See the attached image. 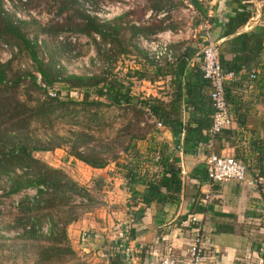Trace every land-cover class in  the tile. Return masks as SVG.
<instances>
[{
    "label": "trees",
    "instance_id": "16d2710c",
    "mask_svg": "<svg viewBox=\"0 0 264 264\" xmlns=\"http://www.w3.org/2000/svg\"><path fill=\"white\" fill-rule=\"evenodd\" d=\"M40 1L56 6V14L60 18L41 23L38 19L31 17L32 15H27L26 19L16 15L17 11L22 10L25 13H30L31 6ZM86 1H17V3L13 2L12 8L7 10L4 7V0H0V44L8 46L12 50L16 49V54L27 57L36 68V72L32 73L27 69L21 70L15 67L16 54L11 59L0 62V178H6L8 185L5 192L7 195L16 194L25 188L35 190L34 195H25L19 201L14 222L4 225L6 231L13 230L17 234L11 239L0 234V249H7L13 257H17L20 253L29 256L37 252L39 257L36 263L53 262L74 254L68 241L67 226L81 217L83 211L77 210L79 205L72 203V196H86L89 203L93 194L101 190L103 179L94 178L92 187L86 189L73 181L63 169L47 165L36 158L34 154L40 151L49 152L70 143V155L92 168H103L111 161L117 164L120 157L115 153L111 158L106 156L105 151L109 149V146H103V150H97L90 146V142L94 140L93 136L83 131H72L68 136L53 133L52 139L48 141L35 139L36 137L29 130L32 123H40L41 126L52 130L55 119L63 118L71 111H75L69 109L71 103L102 105V101L90 99L95 96L104 98L108 104L115 106L125 104L127 110L131 112L129 122L119 130V133H116L113 142L121 145L125 134L128 137V142L125 143L121 152L130 153L135 158H137V153L134 152L135 143L144 138L150 128L149 126L139 127L145 112L152 114L158 122L171 128L175 133H184L182 138L183 153H197L199 144L209 145L211 142L209 129L214 107L210 95L207 106L200 108L201 117L196 119V127L183 123L177 116L178 111L175 114L173 110L174 107L177 109V100L181 102L184 96L189 99L190 95L196 97L198 94L191 90L187 81H176L172 102L175 105L171 103L167 111L156 99L133 97L130 93V85H126L123 79L117 75H112L109 78L107 70L101 69L100 72L91 75H77L67 73L59 65V56L68 53L70 48L69 44L57 42L56 38L64 32H75L90 37L98 56L104 60L124 54L127 48H131L145 56L146 61L151 62L150 65L154 68L155 74H175L171 69L172 62L157 64L141 52L136 45L138 36L150 37L156 32L173 26L169 23L171 6L165 0H146V5L138 10V20L143 18L148 9L152 12L166 10L167 14L161 19L155 16L149 17L150 20L138 24L135 23L136 20L130 18L137 11L119 15L111 20L89 15L83 9ZM258 1L261 3L260 19L264 21V0ZM192 2L198 12L199 22L208 20L205 9L206 0H192ZM231 2L235 3L236 10L228 16L223 27L222 37L226 39L219 44L221 68L223 72H231L233 75L242 70L251 71L254 69L253 82L258 83L263 79L264 86V62H262L264 25H256L250 30L238 32V28L251 18L252 10L249 7L253 6L254 0H231ZM40 35L45 36L41 42L38 39ZM228 53L232 54L230 59H226ZM45 54L48 56L47 59L44 57ZM93 63L98 65L99 61L94 59ZM183 68V65L179 63L176 76L183 74ZM258 68H260V72H257ZM140 72L137 77H144L145 73ZM204 79L206 81L203 82L210 87L209 80ZM232 82L228 80L224 82L227 102ZM24 84L25 87L21 90ZM56 84H62V87L55 89ZM74 89L78 92H76V98L72 99L71 91ZM34 91H42L43 94L34 97ZM22 96L24 99L21 98ZM232 133L233 131L227 127L222 128L212 140L210 146L212 151L221 155L217 150L218 147L216 148V142L222 138L228 139ZM261 141L253 146L250 144L251 151L256 152L255 156L247 158L239 156L238 149L235 150L236 153L233 156L246 168H259L258 177L264 176V173L261 172L263 168L260 165L264 161V144H262L264 139ZM157 160L156 164L160 166V170L153 173L148 179H145L144 175H137V165L121 164L122 168L126 170L125 176L128 178L127 183L131 193L130 204L142 203V206L133 214L134 218L139 220H142L148 212L149 205L153 202L164 204L179 201L182 173L180 167L175 164L176 158L167 153L160 155ZM195 170L200 174L194 173L192 176L211 182L206 173L205 163L198 164ZM137 183L144 184L146 189L142 192L138 191L135 188ZM80 203L82 204V202ZM197 208L199 209V207ZM87 211L88 209L84 213ZM182 218L183 227L192 229L195 226L192 212L185 214ZM43 225H47V233L42 231ZM121 257L114 254L110 258L112 264H124L120 260Z\"/></svg>",
    "mask_w": 264,
    "mask_h": 264
},
{
    "label": "crops",
    "instance_id": "0c3cea01",
    "mask_svg": "<svg viewBox=\"0 0 264 264\" xmlns=\"http://www.w3.org/2000/svg\"><path fill=\"white\" fill-rule=\"evenodd\" d=\"M165 1L171 6L169 23L174 26L165 30L173 33L170 44L173 56L171 69L175 74H155L152 66L145 68L139 65L141 68H136H140L145 76L130 77V93L139 99H156L168 111L174 100L176 81H187L191 90L198 94L196 97L190 95L189 99L184 96L181 102L177 100V109L174 107L173 110L175 114L178 111L177 116L183 123L196 127V119L201 117L200 108L207 106L211 91V87L203 82L206 80L201 71L202 26L195 8H185L182 0ZM257 2L254 0V3ZM205 9L212 36L220 44L226 39L222 37V31L228 16L236 10L235 3L231 0H206ZM166 14V10L152 12L148 9L143 18L135 23L148 21L152 16L161 19ZM256 25H264V21L250 18L238 28V32L250 30ZM136 45L143 52L138 42ZM231 57L232 54H226V59ZM179 63L183 65L184 71L181 76H176ZM251 71L242 70L228 80L233 81L228 101L233 120L227 129L233 133L228 139L222 138L216 142L220 154L235 156V150L238 149L239 156H255L256 152L251 151L250 144H259L264 139L263 79L258 83L253 82ZM257 72H260V68ZM135 81H138L137 84ZM146 115L157 121L152 114ZM183 134L175 133L164 125L158 127L155 123L152 124V130L135 143L137 158L125 153V157L118 160L119 164L111 161L103 168L86 165L103 179L102 197L105 205L95 212L88 210L87 215L68 226L67 232L74 251L72 260L68 259L69 263L112 264L110 258L114 254L122 256L120 260L124 264H155L168 252L184 257L186 242L191 238L193 228L198 226L202 246L209 254L204 264H264V176L263 182L252 183L260 174V169L247 167L246 180L243 182H209L192 176L194 173L200 174L195 167L205 163V156L212 148L208 144H199L197 153H183ZM167 153L176 158L175 164L181 169L179 201L164 204L153 202L142 220L136 219L133 214L142 203L130 204L128 178L121 164L137 165V175H144L148 179L160 170L156 164L159 158L156 157ZM260 165L264 173V161ZM135 188L142 192L146 186L137 183ZM191 212L195 226L187 229L183 227L182 217ZM126 248H129V252L125 251Z\"/></svg>",
    "mask_w": 264,
    "mask_h": 264
},
{
    "label": "rangeland",
    "instance_id": "374dc122",
    "mask_svg": "<svg viewBox=\"0 0 264 264\" xmlns=\"http://www.w3.org/2000/svg\"><path fill=\"white\" fill-rule=\"evenodd\" d=\"M8 2L9 0L5 2V6L10 9V3ZM144 5H146V0H88L84 2L83 9L86 11V13L89 14L88 11H99L103 8L105 9L106 7L120 6L122 10H117L120 12L119 15L130 13L131 11H137L136 13L132 14L130 18L132 20H138V10L141 9ZM29 11L30 13L28 12L25 15H32L31 17L38 19L41 23H47L50 20L60 18V16L56 14V6H51L45 1H40L39 3L34 4L33 6H31ZM150 15L153 14L151 13ZM44 37V35H40L38 37L39 41L41 42L42 40H44ZM56 41L62 44H69L70 51L68 53L62 54L58 58L59 65H61L69 74L91 75L93 73L100 72L101 69H104L107 70L109 78L112 75H117L119 78L123 79L126 85L132 86L130 77H137L141 66L145 68L152 66L150 65V61L145 60V56L140 55L138 52H136V50H133L131 48H127V51L124 54H119L116 57H111L107 60H104V58L98 56L97 50L91 38L84 34L64 32L58 35ZM16 53V49L12 50L10 47H5L0 44V62H5L11 59L12 56H14ZM16 55L17 58L14 60L15 67H18L21 70L27 69L32 73L36 72V68L27 57H24L20 54ZM44 57L47 59L48 56L45 54ZM94 59H97L100 64L98 63V65H95L93 63ZM136 67L140 68L137 69ZM135 82L137 84L138 81ZM24 87L25 84L22 85L21 90ZM60 87H62V84L55 85V89ZM51 91H53V89H51ZM76 92H78L76 89L71 91L72 99L76 98ZM42 94V91L33 92L34 97H39ZM21 98L24 99V96H22ZM90 99H94V101H102V105H80L71 103L69 109H74L75 111H71L70 114L63 118L55 119L53 121L52 130L41 126L40 123L34 122L29 128L30 133L34 137H36L35 139L48 141L52 139L53 133L61 136H68L72 131L87 132L88 134L92 135L94 139L90 142V146L95 147V149L97 150H103V146H109L110 150L108 149L107 151H105V155L111 158L113 153H115L116 156L122 159L123 157H125V153L121 152V149L124 147L125 143L128 142V137L124 134L123 143H121V145L113 142V140L116 133H119V130L129 122L131 112L127 110V106H125V104L115 106L112 104H108V102L104 98H98L95 96ZM142 119L143 120L140 123L139 127H150L149 131L146 133L147 135L152 130V124L155 125L156 122L151 118H147L146 113L145 115H142ZM75 121H77V123H75ZM137 142H140V140H138ZM70 152V143H66L65 145L55 148L52 151H40L36 152L34 155L36 158L42 160L51 167L63 169V171H65L67 175L78 185L89 189L90 187H92V180L94 178L100 177L98 176L99 174H97L96 172L93 173V171H91L89 167H86L85 163L77 160L72 155H70ZM7 185L8 184L6 183V178L1 177L0 234L4 235L8 239H11L17 233H15V231L13 230L6 231L4 225L14 222L19 201L25 195H34L35 190L31 188H25L16 194L7 195L5 192L7 190ZM102 189L104 190V188L102 187L101 190L96 191V194H93L91 200H89V203L86 196H72V203L79 205V208L77 210L83 211V213H81L80 215L81 217L88 214V212L84 214L86 209L89 210L91 208L89 211L95 212L100 207H104L105 201L102 197L104 193ZM80 202H82V204ZM81 217H79L77 220H79ZM77 220L71 222L70 224L76 222ZM42 231L44 233H47V225H43ZM67 237L69 244L71 245L68 232ZM38 257L39 255L37 254V252H34L29 256L20 253L17 255V257H13V255L9 253L7 249H0V264H72L69 263L68 259H70L71 261L73 258L72 255H68L66 257L64 256L60 259H56L53 262L36 263ZM73 264H75L74 261Z\"/></svg>",
    "mask_w": 264,
    "mask_h": 264
},
{
    "label": "built area",
    "instance_id": "2783aa9c",
    "mask_svg": "<svg viewBox=\"0 0 264 264\" xmlns=\"http://www.w3.org/2000/svg\"><path fill=\"white\" fill-rule=\"evenodd\" d=\"M17 1L25 2L26 0H9L10 8H12V3H17ZM4 7L8 10L5 6ZM183 5L187 9H193L194 5L192 0H182ZM261 6L260 2L254 3L253 6L249 7L252 10L253 19L261 18L259 8ZM117 10H122L119 6L106 7L101 10L88 11L89 14L95 15L100 19L111 20L119 16L120 12ZM25 11H17L16 15L19 18L26 19L28 16L25 15ZM200 41H201V58L202 66L201 71L204 78L208 79L210 82V98L212 100V105L214 111L212 114V122L209 129V135L211 138V145L214 136L220 132L224 127H228L233 118L231 111L228 106V102L225 97L224 82L233 78V73L223 72L220 59H219V43L216 41L210 30V21L205 19L201 23ZM173 33L170 30H163L161 33H156L150 37L138 36L137 42L141 50L147 55V57L157 64H162L165 62H172V50L170 44L172 42ZM251 78H254V70L250 74ZM38 83L39 77H38ZM158 127H162V124L156 121ZM180 149V146H178ZM156 158H159L157 156ZM206 165V173L211 182H221L227 180H235L238 182H243L246 180V166L234 158L232 155H218L214 151H210L204 159ZM256 176L252 183L263 182V177ZM194 221V220H193ZM193 234L191 238L186 242L187 250L184 257H180L172 252H168L158 259L155 264H204L207 261L209 254L202 246L200 228L196 226L193 228ZM89 236V235H87ZM126 237L125 239H127ZM129 252V248L125 249Z\"/></svg>",
    "mask_w": 264,
    "mask_h": 264
}]
</instances>
